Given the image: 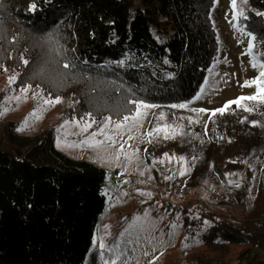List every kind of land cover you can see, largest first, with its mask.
I'll use <instances>...</instances> for the list:
<instances>
[{
	"label": "trees",
	"instance_id": "16d2710c",
	"mask_svg": "<svg viewBox=\"0 0 264 264\" xmlns=\"http://www.w3.org/2000/svg\"><path fill=\"white\" fill-rule=\"evenodd\" d=\"M214 1L35 0L33 12V0H0V63L17 59L18 45L31 53L40 50V56L42 48L58 46L61 55L50 51L51 61L75 63L71 75L96 79L99 90L92 92L103 99L187 103L219 53ZM248 3L242 23L258 37L260 52L264 15L257 13H264V0ZM49 34L58 45L48 41ZM120 60L123 66L109 64ZM79 104L86 109L82 99ZM106 180L104 169L58 151L51 132L29 137L5 126L0 130V264H85L106 210ZM246 213L240 225L190 220L191 229L202 230L191 241L221 250L207 264H264V189ZM225 245L244 247L232 260Z\"/></svg>",
	"mask_w": 264,
	"mask_h": 264
},
{
	"label": "rangeland",
	"instance_id": "374dc122",
	"mask_svg": "<svg viewBox=\"0 0 264 264\" xmlns=\"http://www.w3.org/2000/svg\"><path fill=\"white\" fill-rule=\"evenodd\" d=\"M237 6L245 15L250 9L248 0L244 5L237 0ZM233 17L231 0L214 1L211 20L220 49L212 71L208 72L196 95L200 99L195 97L183 103L187 105L185 109L160 105L149 110L143 127L133 129L134 139L128 140L127 134L123 138L118 136L116 146L108 149L82 146L81 142L97 125L88 133H79L71 121L79 120L87 112H92L98 122L109 115L119 119L121 114H127L125 96L103 99L99 91L92 92L99 90L96 79L89 81L71 74L61 80L59 87L53 86L47 73L44 77L31 78L37 65L53 58L48 47L42 48L44 52L41 51L40 56V50L31 53L20 50L18 45V58L9 57V64L0 63L1 133L7 125H11L15 133L29 137L51 132L58 151L77 161H89L107 172L103 188L106 210L96 228L85 264H101V238L106 246L120 244L130 264H207L216 253L221 254V250L214 252V247L191 241V237L202 230L195 226L191 229L190 220L240 225L247 208L264 189V105L248 113L233 104L223 115L217 112L211 116L226 103L256 91L254 86L241 87L246 80L257 77L258 69L252 67L251 57L245 54L247 38L237 31L238 27H244L243 19ZM255 51L259 58V50ZM23 59L29 60L27 66ZM47 69L53 75L62 71L55 61L48 63ZM12 75L17 79L9 83ZM29 83L31 90L17 101L16 97L21 96L20 88ZM84 87L85 93L80 91ZM202 88L205 89L203 94ZM37 92L46 99L59 97L61 103L44 105L33 98ZM81 99L86 109L79 104ZM132 107L127 105V108ZM195 109H205V112L197 113ZM33 112L37 113L36 117H30ZM161 112L166 119L155 121L153 113ZM189 117L193 123H189ZM65 121H69L66 128L62 127ZM156 122L161 126L180 125L183 130L178 129V134L171 139H163V133L156 138L148 137L147 130ZM253 122L257 126H253ZM149 140L152 143H148ZM121 143L124 149L117 161L114 157ZM136 150L135 156L126 158ZM165 154L169 158L183 156L185 160L181 164L175 158H166ZM181 167L187 169V174H179ZM233 173L235 175H231ZM169 176L172 179H166ZM237 182L239 187L235 186ZM149 193L151 195H147ZM226 246L227 259L232 260L244 247Z\"/></svg>",
	"mask_w": 264,
	"mask_h": 264
},
{
	"label": "snow or ice",
	"instance_id": "6c2138e0",
	"mask_svg": "<svg viewBox=\"0 0 264 264\" xmlns=\"http://www.w3.org/2000/svg\"><path fill=\"white\" fill-rule=\"evenodd\" d=\"M247 0H240V4L244 5L246 4ZM231 7L234 12V20L236 19H247L245 12L238 8L237 6V0H231ZM30 11H36V4L35 0H33V3L30 5ZM257 15H264V13H257ZM237 31L240 32L241 36L247 38V49L246 53L251 57V65L253 68L258 69V75L252 80H246L241 87H255V93L253 95H246V96H240L237 99L230 101L224 105V107L217 109L211 113V116H215L217 112H219L221 115L225 113L226 110L230 108L231 105H236L237 108L242 109L245 112L251 113L255 110V107L258 105H264V50L260 51L259 58L256 54V43L258 41V37L253 34L250 30H248L246 27H238ZM48 41L50 43H54L55 45H58V41L53 42V37L51 34L48 36ZM50 51L55 52L57 55H61L59 47L54 46L50 49ZM52 62L51 59L44 60L41 64L37 65L35 70L32 73L31 78L35 77H44L47 73L48 79L53 84L54 87H59V84L63 78H66L69 74L73 72V70L77 69V65L75 63H72L71 61H55V63L60 64L62 69L67 70L56 72L55 75L50 73L47 69V64ZM116 63L117 66H123L125 64V60L120 61H110L109 64ZM23 64L27 66L29 64V60L23 59ZM104 67H108V65H105ZM7 71V69H5ZM80 71H84L83 69H80ZM211 72L212 69H209ZM17 79L15 75H12L9 77V83L14 82ZM32 86L29 83L26 87L20 88L21 96H17L16 100L19 101L25 96L30 90ZM205 89H201V94ZM37 101L42 102L44 105L48 106H54L55 104L61 103V100L59 97H56L54 99L52 98H44L41 96L39 92L35 94L33 97ZM196 99H200V96H197ZM251 102V103H246ZM127 105H133L132 108H127ZM160 105L154 104V103H148L144 99H128L126 101L125 109L127 111V114H121L119 119H114L112 115L105 116L103 120L97 121L92 114V112H87L84 115L80 117L79 120H72L71 123L78 128L79 133H88L89 129L93 127V125H97V129L95 131H92L89 136L84 139L81 142L82 146H86L88 148H92L93 150H100V149H108L113 148L117 144V137L123 138L125 134H127L128 140L134 139L133 135L131 134L133 129H139L143 127L144 120L149 115V110L157 109ZM168 107H171L173 109H185L187 108L186 104H172ZM119 106H117V109ZM39 111V109H38ZM197 113H204L205 109H195L194 110ZM2 114V113H0ZM36 112H33L30 114V117H36ZM155 121H163L166 119L164 113H153ZM179 119V118H178ZM189 123H193L191 117L188 118ZM243 122V121H242ZM25 124H27V120L25 121ZM69 121H65V124L62 125V127H68ZM253 126H257L256 122H253ZM182 131V126L172 124H164L163 126L160 125V123L156 122L154 124V127L147 130L146 135L148 137H159L161 133H163V139H171L174 138L177 133V130ZM207 130V129H206ZM57 131H60L59 129ZM111 133V134H110ZM148 143H152L151 140L148 141ZM124 149V144L121 143L119 149L117 150V153L114 157L115 160H119L120 153ZM136 151H133L130 154L126 155V158L131 159L133 156L136 155ZM165 157L168 159H173L175 157H167V154H165ZM101 159H103L101 157ZM178 160L179 163L183 164L185 158L183 156H180L178 158H175ZM163 161H161L162 163ZM143 174V173H141ZM180 175L187 174V169L184 167H181L180 169ZM231 175H235L234 173ZM166 179H172L171 176L166 177ZM236 187H239V183H235ZM147 195H151L150 193ZM139 219V218H137ZM207 223V222H205ZM173 227H175L173 225ZM95 241L93 244V247H95ZM187 247V244L185 245ZM126 252L123 250L120 246V244H114L112 246H106V244L103 241V238H101L99 242V258L101 261V264H130V261L126 258ZM145 256L148 255L147 252L144 253ZM107 256V258H105ZM122 257H125V259H121Z\"/></svg>",
	"mask_w": 264,
	"mask_h": 264
}]
</instances>
